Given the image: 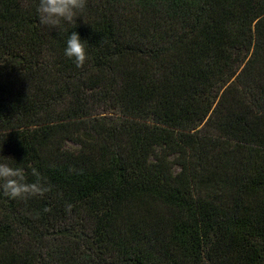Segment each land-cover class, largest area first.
I'll return each instance as SVG.
<instances>
[{
	"label": "trees",
	"instance_id": "1",
	"mask_svg": "<svg viewBox=\"0 0 264 264\" xmlns=\"http://www.w3.org/2000/svg\"><path fill=\"white\" fill-rule=\"evenodd\" d=\"M37 3L0 0V162L51 187L0 191V264H264V0Z\"/></svg>",
	"mask_w": 264,
	"mask_h": 264
},
{
	"label": "clouds",
	"instance_id": "2",
	"mask_svg": "<svg viewBox=\"0 0 264 264\" xmlns=\"http://www.w3.org/2000/svg\"><path fill=\"white\" fill-rule=\"evenodd\" d=\"M86 4L87 0H38L36 12L39 23L53 28L58 27L61 22L74 23L86 8ZM85 42L77 32H72L67 39L65 55L73 58L78 68L88 58ZM32 175L36 179L29 182L23 168L0 162V191L12 199L26 200L37 195L43 196L51 186L47 185L35 168L32 169Z\"/></svg>",
	"mask_w": 264,
	"mask_h": 264
}]
</instances>
